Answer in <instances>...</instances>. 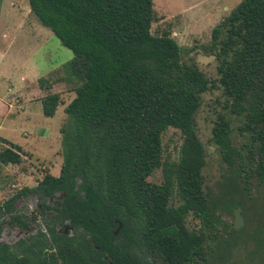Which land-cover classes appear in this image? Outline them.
Masks as SVG:
<instances>
[{
	"label": "trees",
	"instance_id": "obj_1",
	"mask_svg": "<svg viewBox=\"0 0 264 264\" xmlns=\"http://www.w3.org/2000/svg\"><path fill=\"white\" fill-rule=\"evenodd\" d=\"M27 2L73 54L62 71L74 97L64 107L69 122L61 128L59 175L46 173L0 205L1 217L8 216L0 234L3 225L25 232L12 245L0 242V264H197L198 257L201 264H222L232 247L228 237L242 229L223 222L204 191L206 153L195 116L212 83L182 59L168 34H151L153 0ZM201 50L215 58L226 114L239 121V144L228 117L219 116L211 130L232 175L229 194L243 195L224 205L233 215L255 198L252 190H264V0H240ZM40 102L45 117L63 103L57 93ZM168 128L182 137L175 161L163 159ZM21 161V148L0 138V170ZM157 169L162 182H148ZM28 194L35 195L44 224L34 235L38 218L15 213ZM173 197L178 205L170 204ZM259 210L264 218V207ZM190 214L203 225L199 237L185 226ZM115 220L122 224L117 236ZM263 222L252 239L264 250Z\"/></svg>",
	"mask_w": 264,
	"mask_h": 264
},
{
	"label": "rangeland",
	"instance_id": "obj_2",
	"mask_svg": "<svg viewBox=\"0 0 264 264\" xmlns=\"http://www.w3.org/2000/svg\"><path fill=\"white\" fill-rule=\"evenodd\" d=\"M239 2L153 0L154 21L151 26L152 35L168 34L174 39L183 50L182 59L198 67L212 83L210 90L202 96L195 121L206 153V164L202 170L204 191L211 204H218L219 208L215 211L229 226L233 222V215L226 213L224 205L235 202L243 195L236 193L234 199L230 196L232 175L211 140V130L219 116H228L217 83V62L213 56L204 54L201 46L210 42L212 29ZM72 57V52L62 46L55 35L31 14L27 0H0V138L22 150V161L18 166H6L0 170V205L23 188H34L46 173L59 175L63 162L61 128L69 122L64 107L74 97L73 84L64 79L62 67ZM47 84L52 85L49 90H46ZM52 93L59 94L63 103L53 117H45L40 100ZM228 118L232 140L234 144H239L242 142L237 131L239 121ZM181 142L179 131L168 128L161 136L163 159L175 161ZM147 181L160 184V169L155 170ZM251 194L255 198L244 200V207L241 208L245 221L243 234H230L228 238L232 247L222 264L247 263L249 256L245 255V249L248 248L251 249L252 264H264V250L259 249L252 239L254 228L264 221L259 210L260 206L264 207V190H252ZM170 204L178 205L179 201L173 197ZM15 209V213L21 216L32 214L38 218L29 235H34L37 228L44 229V224L37 217L39 209L35 195L28 194L17 201ZM7 218L0 214V222ZM65 224L67 222L62 225ZM186 226L196 229L198 220L190 214L186 218ZM23 233L19 228L3 225L0 242L12 245L24 237ZM247 235L249 244L245 243ZM236 236L239 237L237 243ZM214 260L210 259L211 262Z\"/></svg>",
	"mask_w": 264,
	"mask_h": 264
},
{
	"label": "flooded vegetation",
	"instance_id": "obj_3",
	"mask_svg": "<svg viewBox=\"0 0 264 264\" xmlns=\"http://www.w3.org/2000/svg\"><path fill=\"white\" fill-rule=\"evenodd\" d=\"M37 208L39 209V207L37 206ZM243 218V217H242ZM234 219V218H233ZM198 220V219H197ZM66 223V222H65ZM116 224V223H115ZM245 224V221H244V219H243V225ZM117 225V224H116ZM232 225H233V222H232V224H231V227H232ZM67 225L65 224V226H63L62 225V230H64V228L66 227ZM118 226V225H117ZM185 226H186V222H185ZM187 227V226H186ZM203 227V225H202V223L198 220V226H197V228L195 229V228H188V231L190 232V233H195L198 237L201 235V232H200V230H201V228ZM231 227L229 228V230L231 229ZM242 229V227L239 229V230H235V231H240ZM69 232V231H68ZM240 234H243V233H240ZM239 234V235H240ZM249 235V234H248ZM248 235L246 236V239H245V243L246 244H249V241H247V237H248ZM249 236H251V235H249ZM239 237L238 236H236V243L237 242H239ZM202 244H203V242H201ZM246 250V253H245V255L246 256H249L247 259H248V261H247V263H245V264H252V253H251V249H245ZM198 263L199 264H201V262H202V258H200V261H199V257H198ZM197 263V264H198Z\"/></svg>",
	"mask_w": 264,
	"mask_h": 264
},
{
	"label": "water",
	"instance_id": "obj_4",
	"mask_svg": "<svg viewBox=\"0 0 264 264\" xmlns=\"http://www.w3.org/2000/svg\"><path fill=\"white\" fill-rule=\"evenodd\" d=\"M233 225L232 228L234 230H239L242 226H243V218H242V214H241V208H235L233 210ZM118 226L117 228L113 231V236H117L118 233L120 232V230L122 229V224L118 221L115 220L114 221ZM71 231V228H69L68 226H66L64 228V233L67 234L68 231Z\"/></svg>",
	"mask_w": 264,
	"mask_h": 264
},
{
	"label": "crops",
	"instance_id": "obj_5",
	"mask_svg": "<svg viewBox=\"0 0 264 264\" xmlns=\"http://www.w3.org/2000/svg\"><path fill=\"white\" fill-rule=\"evenodd\" d=\"M22 107H23V105H22ZM5 109H6V107H5Z\"/></svg>",
	"mask_w": 264,
	"mask_h": 264
}]
</instances>
